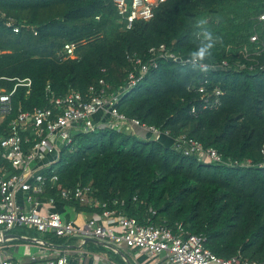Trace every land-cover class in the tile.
Returning a JSON list of instances; mask_svg holds the SVG:
<instances>
[{"label": "trees", "instance_id": "trees-1", "mask_svg": "<svg viewBox=\"0 0 264 264\" xmlns=\"http://www.w3.org/2000/svg\"><path fill=\"white\" fill-rule=\"evenodd\" d=\"M263 5L264 0H167L149 21H135L126 29L113 0H0V90L11 91L16 79L31 80L28 95L25 88L16 89L8 117L19 109L46 107L47 87L55 96L69 90L84 94L103 79L118 90L134 71L127 60L131 53L145 61L148 49L164 45L178 56L197 58L205 31L212 34V55L204 61L249 67L245 58L259 47L249 38L256 33L264 44V21L257 20ZM8 22L19 28L17 33ZM72 43L76 59H60L58 53ZM254 59L264 64V50ZM205 76L223 91L221 106L191 114L197 95L188 87ZM116 108L129 120L167 132L171 145L185 135L224 158L250 159L255 166L204 163L156 139L100 128L74 135L42 171L57 178L49 194L57 195L58 187L89 186L101 203L123 201L122 210L139 224L172 230L181 224L187 235L204 237V246L217 257L239 254L264 261V166L258 167L264 164V71H203L198 65L160 60L121 95ZM58 202L78 214L89 212L74 202ZM47 239L59 247L77 243ZM85 246L126 264L110 249Z\"/></svg>", "mask_w": 264, "mask_h": 264}, {"label": "built area", "instance_id": "built-area-1", "mask_svg": "<svg viewBox=\"0 0 264 264\" xmlns=\"http://www.w3.org/2000/svg\"><path fill=\"white\" fill-rule=\"evenodd\" d=\"M167 0H113L119 23L130 29L135 21H149L154 10ZM264 6V5H263ZM98 19V18H96ZM264 21V13L257 18ZM8 22L7 27H13ZM18 27H13L17 33ZM250 43L258 44V50L245 59L252 65H229L222 61L218 66H212L206 61L194 57H181L170 52L164 45L152 47L144 54V59L136 54H128L127 60L134 66L125 85L113 90L109 84L100 79L88 87L83 94L69 90L63 96H55L46 88L45 97L48 105L34 108L31 111L18 110L15 117L9 119L12 113V96L18 87L26 89V95L31 88V80L16 79L12 90H0V264H85L84 260L91 257V264H117L110 260L106 253H91L84 249L85 239L97 240L112 247L117 253L122 247L139 249L148 256L165 255L164 264H264V261L246 260L237 254L223 259L212 254L205 246L202 236L187 235L181 224L175 230L153 225H142L134 217L127 216L122 210L123 201L114 200L111 203H101L93 196L89 186L76 185L74 188L58 187L57 195L49 194L55 187L56 176H45L42 171L52 165L60 150L58 144L67 147L73 142L76 134L93 132L100 128L119 131L122 125L129 124L151 135H165L153 127H147L136 120H129L117 111L116 105L124 93L133 89L142 81L149 69H156L160 60L172 63L198 65L201 70L233 69L242 71H264V64H259L254 56H259L264 50L258 35L254 33L249 38ZM76 44L64 45L58 57L62 60L76 59ZM197 95V105L191 108V114L196 112L216 110L221 106L223 91L211 83L206 76L198 84L188 87ZM99 115V123L94 117ZM155 139V138H152ZM172 145L181 149L185 155H195L198 161L216 163L227 167L252 168L255 164L246 159L236 161L222 157L212 148H204L202 144L185 135L172 139ZM264 156V143L260 149ZM264 164H259L262 167ZM57 196V197H56ZM57 198V199H56ZM58 201L74 202L95 214L83 224L74 220H65L54 210ZM120 207V208H118ZM149 213L154 211L148 209ZM84 213V212H82ZM87 213V212H86ZM81 214V213H80ZM27 231L41 235L35 239L28 235H18L16 231ZM47 238L76 239L75 246L59 247L48 243ZM47 239V240H46ZM30 240L32 242H30ZM26 243L38 246V253L28 257V263L14 257L13 249Z\"/></svg>", "mask_w": 264, "mask_h": 264}, {"label": "crops", "instance_id": "crops-1", "mask_svg": "<svg viewBox=\"0 0 264 264\" xmlns=\"http://www.w3.org/2000/svg\"><path fill=\"white\" fill-rule=\"evenodd\" d=\"M99 115H96L93 119L96 123H99ZM122 131H126V132H131L134 133L136 135H139L141 137H148V134L150 135L149 137L155 138L156 140L163 142L165 140H169L165 135L159 134V135H151L150 133H145L144 131H142L139 128H136L134 126H131L129 124H125L122 125L121 127ZM149 138V139H150ZM171 142V141H170ZM165 144V143H164ZM55 211H57L58 213H60L65 220H74L76 221L77 224H83V222L87 221L88 219H90L91 217H94L95 214H90L89 212H84L81 214L75 213L74 210L70 207H64L63 205L58 204L55 208ZM26 249V248H24ZM28 250V249H27ZM25 251V254L23 253V257L21 258H17V259H22L25 262L28 263L29 259L28 257L31 256L32 254H30L28 251ZM91 253H98L92 250H89ZM119 251H121L123 253V255L125 256V261L127 264V261L129 262V264H164L165 263V255H158V256H148L145 252L139 250V249H129L126 247H122ZM19 252V246L17 248L13 249V254H18ZM102 254V253H100ZM85 264H91V257H88L84 260ZM71 264H74L71 263Z\"/></svg>", "mask_w": 264, "mask_h": 264}, {"label": "rangeland", "instance_id": "rangeland-1", "mask_svg": "<svg viewBox=\"0 0 264 264\" xmlns=\"http://www.w3.org/2000/svg\"><path fill=\"white\" fill-rule=\"evenodd\" d=\"M150 135L148 134V138H150L149 137ZM161 141V140H160ZM165 143V144H164ZM163 144L165 145V146H167V147H171L172 145H171V142H170V140H165V141H163ZM57 148L59 149V150H61L62 148H63V146H61V145H59L58 144V146H57ZM16 233L18 234V235H28V236H30V237H32V238H35V239H41V238H43L41 235H39V234H36V233H34V232H32L31 230H27V231H16ZM16 245H19V252H18V254H15L14 255V257L15 258H21V257H23L22 255H23V253L25 254V251L27 250V248L26 249H24L25 248V245H26V243H23V242H17V243H15ZM29 246H30V248L27 250L30 254H32V255H34V254H37L38 253V251H39V249H38V246H36L35 244H29ZM84 249H86V250H88L89 249V247L88 246H85L84 247ZM90 250V249H89Z\"/></svg>", "mask_w": 264, "mask_h": 264}, {"label": "clouds", "instance_id": "clouds-1", "mask_svg": "<svg viewBox=\"0 0 264 264\" xmlns=\"http://www.w3.org/2000/svg\"><path fill=\"white\" fill-rule=\"evenodd\" d=\"M203 22H201L202 24ZM205 42L202 44V46L199 48V50L195 53L196 57L203 61L206 58L211 57V48H212V34L210 32L205 31Z\"/></svg>", "mask_w": 264, "mask_h": 264}, {"label": "water", "instance_id": "water-1", "mask_svg": "<svg viewBox=\"0 0 264 264\" xmlns=\"http://www.w3.org/2000/svg\"><path fill=\"white\" fill-rule=\"evenodd\" d=\"M200 37V36H199ZM216 43H219V41H216ZM30 242H32L31 240H30ZM85 243H88V244H95V245H100V246H103V247H105V248H107V249H112V247H110V246H108V245H106V244H104V243H101V242H99V241H97V240H93V239H85ZM117 253L120 255V256H124L123 255V253L121 252V251H117ZM125 257V256H124ZM127 264H129V262L127 261Z\"/></svg>", "mask_w": 264, "mask_h": 264}]
</instances>
